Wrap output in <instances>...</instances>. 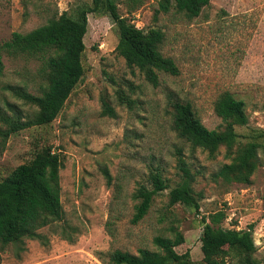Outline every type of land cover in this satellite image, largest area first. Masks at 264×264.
<instances>
[{"label":"rangeland","instance_id":"rangeland-1","mask_svg":"<svg viewBox=\"0 0 264 264\" xmlns=\"http://www.w3.org/2000/svg\"><path fill=\"white\" fill-rule=\"evenodd\" d=\"M157 1L140 0L141 5L126 14V1L120 0L118 12L138 29L162 32L159 52L174 62L176 76L158 73L157 86L152 87L116 55L117 35L110 19L87 14L83 76L58 116L50 124L0 138V180L41 147H50L60 159V204L63 223L69 227L64 233L71 237L69 242L59 229H42L44 242L0 245V264H102L98 253L154 250L152 238L167 236L169 225L184 238L175 252H188L194 264H201L199 218L218 210L225 215L223 228L252 226L254 257L264 264V0H209L190 21L172 10L156 14ZM89 5L90 0H0V44L14 32L26 33L60 13L72 16ZM2 64L0 109L5 116L13 110L24 121L33 109L3 87L24 86L35 94L41 62L2 55ZM223 92L244 104L247 124L234 128L238 141L261 142V164L248 186L213 180L217 168L228 163L224 149L209 158L190 150L170 128L169 95L189 102L208 130L221 129L213 105ZM120 95L132 101L130 108L119 102ZM103 103L113 116L102 113ZM0 129H5L1 122ZM176 150L194 176V192L201 196L198 214L180 206L170 190L179 180ZM154 167L162 171L168 189L153 197L139 223L130 224V195L137 184L147 185L148 170Z\"/></svg>","mask_w":264,"mask_h":264},{"label":"trees","instance_id":"trees-1","mask_svg":"<svg viewBox=\"0 0 264 264\" xmlns=\"http://www.w3.org/2000/svg\"><path fill=\"white\" fill-rule=\"evenodd\" d=\"M120 0H90V5L77 10L72 16L60 13L56 17L26 33H12L7 41L0 44V76L3 71L2 55L11 58L23 57L41 62L38 71L40 83L35 94H30L24 86L5 85L8 91L33 111L21 121L20 115L12 110L5 116L0 109V138L31 127L50 124L62 110L70 93L81 81L83 69L81 56L84 51L83 36L86 32V15H106L114 25L117 43L115 53L122 58L129 69L137 70L152 87L157 86L158 73L177 75L174 62L159 52L163 34L159 29L146 31L136 28L131 21L118 12ZM126 1V14L137 9L140 0ZM209 0H158L155 13L175 14L190 21L208 6ZM121 104L130 108L132 101L126 96H118ZM170 110L171 131L176 138L188 145L190 150L198 149L213 158L218 149H224L223 157L228 163L221 164L212 174L213 180L225 184L248 186L250 178L260 166L257 151L261 142L238 141L235 127L247 124V116L242 101L228 92L221 93L214 102L213 112L220 119L219 130H208L194 114L189 102L171 95L167 96ZM102 113L113 116V111L102 104ZM257 138H259L257 136ZM263 154H264V144ZM178 182L170 190L182 207L198 214L199 193L194 192V176L181 159L180 150L175 151ZM61 162L50 147H41L32 158L15 167L0 180V245L19 244L23 240L44 242L42 229H59L60 236L71 242L65 235L63 212L60 204L58 172ZM106 185L110 182L107 170H101ZM147 185L137 184L130 195L134 202L129 219L130 224L139 223L147 214L154 196L168 189V181L157 167L148 170ZM170 203H172L170 201ZM201 233L199 251L201 264H259L254 257L252 226L246 229H226L221 226L225 220L223 211L218 210L199 218ZM72 230V229H71ZM54 231V230H53ZM167 236H155L151 240L154 250L139 248L135 254L127 251L111 250L98 253L102 264H194L188 252L177 254L175 248L184 241L177 227L169 225Z\"/></svg>","mask_w":264,"mask_h":264}]
</instances>
